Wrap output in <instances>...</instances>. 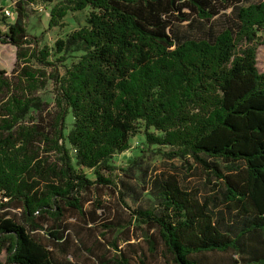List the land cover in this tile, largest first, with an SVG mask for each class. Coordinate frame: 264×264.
Here are the masks:
<instances>
[{"label": "trees", "instance_id": "1", "mask_svg": "<svg viewBox=\"0 0 264 264\" xmlns=\"http://www.w3.org/2000/svg\"><path fill=\"white\" fill-rule=\"evenodd\" d=\"M218 1L0 0V13L10 3L15 15L0 44L16 50L12 75L0 70L5 264H146L140 242L152 258L163 249L172 264H207L215 253L230 254L228 264H264V73L255 48L264 0H229L222 9L227 0ZM37 4L50 5L49 28L68 11L91 10L85 26L54 44L62 61L81 53L63 74L31 65L52 66L46 48L26 46L27 8ZM226 10L215 34L191 37L176 28L209 25ZM48 80L53 110L37 94ZM140 128L146 148H168L158 152L165 160H190L214 182L212 194L200 199L177 174L159 172L144 180L153 207L122 206L127 220L100 224L110 210L90 199L92 191L114 184L105 176L116 170L111 160ZM117 195L124 205L125 194Z\"/></svg>", "mask_w": 264, "mask_h": 264}, {"label": "rangeland", "instance_id": "2", "mask_svg": "<svg viewBox=\"0 0 264 264\" xmlns=\"http://www.w3.org/2000/svg\"><path fill=\"white\" fill-rule=\"evenodd\" d=\"M219 1L217 0V3ZM229 2H221L218 6L219 9H222ZM4 8H8L9 11H12V4L5 3L2 5ZM49 8L50 5L37 4L27 8L28 18L25 21V27L27 32V45L29 48L36 50L37 52L41 51L43 48L47 49L49 56L46 61L52 66L44 67L41 64L31 61V65L34 68L44 71L46 74H49L53 69L63 74L66 68L71 64L75 63L81 53H71L64 57V60L60 59L61 55L55 52L54 44L57 40L64 39L70 33L80 29L86 25V18L90 13V8H86L82 11L68 13L63 17L57 26L48 27L49 19ZM230 10L220 11L219 15L214 17L209 25L199 26L197 23H193L192 27H189L188 23H180L176 25V28L179 31L185 30L187 33H190L191 37H206L208 33L215 34L217 31L222 29L225 26L224 19L229 14ZM15 20V15L12 13L10 17H5L0 13V33H6L7 24L13 23ZM258 45L256 48V68L258 72L264 73V30L258 33ZM15 48L11 45L0 44V70H3L7 76L12 75V70L15 63ZM38 96L45 102L49 104L50 109H54V98L55 91L54 86L51 80H48L45 87L37 92ZM73 119L71 115H67L65 118V130L64 134L70 130ZM150 132H154L152 129ZM130 148L121 153L115 155L111 164L116 168L112 174H105L110 180L113 181V185L108 188L98 189L97 193L92 191L90 199H97L99 202H103L109 210L110 213L106 218L102 215L101 221L102 224L107 220L120 219L125 221L128 219V213L125 209H122V206L135 209L139 206L145 208H151L155 205V201L151 196L149 191H143L144 180H148L154 174L159 172H172L178 175L182 185L186 186L188 189L196 191V193L202 199L203 197H208L212 192L210 191L211 185L214 183H207V178L205 174L200 169H195V166L189 160L188 163L183 162L179 159L165 160L161 157L158 152H168V148L150 146L149 148L145 147V139L143 135V128H140L139 133L132 137L129 141ZM131 166L130 171L127 168ZM190 166V168H189ZM127 170V171H126ZM144 172L146 174H144ZM83 173L89 180H94L95 176L91 170H83ZM129 178H132L131 180ZM124 181L130 186L134 192L122 188L119 185L120 181ZM117 191L123 192V203L122 205L119 202ZM97 214H100L98 212ZM70 222H73V219H70ZM96 234L99 236L102 229L98 226L96 228ZM127 235L130 236L131 240L129 244H132L136 249L135 244L139 241L136 240L138 235L136 231L129 227ZM110 234L106 238H110ZM87 246L92 243L91 240L87 239ZM119 248L129 252L128 245H124L121 242L118 243ZM138 249H141L142 252L146 254V264H172L170 257L164 252L163 249L159 248L158 255L152 258L147 254V247L145 243L140 242ZM90 247V246H89ZM108 255L111 256V251L108 250ZM86 258V257H85ZM230 254H209L207 255V264H228L230 262ZM6 254L5 252H0V264H5ZM84 263L92 264V259L85 261Z\"/></svg>", "mask_w": 264, "mask_h": 264}, {"label": "built area", "instance_id": "3", "mask_svg": "<svg viewBox=\"0 0 264 264\" xmlns=\"http://www.w3.org/2000/svg\"><path fill=\"white\" fill-rule=\"evenodd\" d=\"M2 13H3V16L7 18L12 15V12H10L8 8H3Z\"/></svg>", "mask_w": 264, "mask_h": 264}]
</instances>
